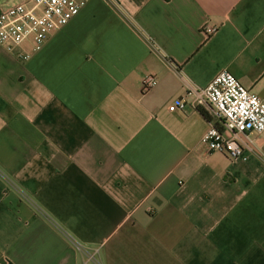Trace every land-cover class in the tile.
<instances>
[{
	"label": "crops",
	"instance_id": "0c3cea01",
	"mask_svg": "<svg viewBox=\"0 0 264 264\" xmlns=\"http://www.w3.org/2000/svg\"><path fill=\"white\" fill-rule=\"evenodd\" d=\"M223 70L264 102V0H90L0 46V264H264V134L231 159L169 111Z\"/></svg>",
	"mask_w": 264,
	"mask_h": 264
},
{
	"label": "built area",
	"instance_id": "2783aa9c",
	"mask_svg": "<svg viewBox=\"0 0 264 264\" xmlns=\"http://www.w3.org/2000/svg\"><path fill=\"white\" fill-rule=\"evenodd\" d=\"M89 1L19 0L11 6L0 5V46L20 61H29L42 50L50 35L65 27ZM215 31L213 26L204 29L207 36ZM156 83L154 76H145L141 93L149 92ZM187 106L212 108L213 120L202 139L210 152L245 159L243 152L251 145V135L258 138L264 134V102L226 70L205 88L186 85L185 97L169 107V111H184ZM88 258L90 262L91 257Z\"/></svg>",
	"mask_w": 264,
	"mask_h": 264
}]
</instances>
